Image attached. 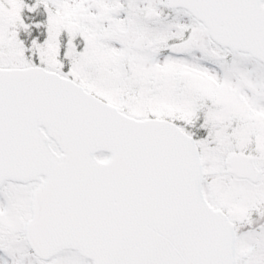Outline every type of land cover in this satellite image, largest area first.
I'll return each instance as SVG.
<instances>
[{
	"label": "snow or ice",
	"instance_id": "6c2138e0",
	"mask_svg": "<svg viewBox=\"0 0 264 264\" xmlns=\"http://www.w3.org/2000/svg\"><path fill=\"white\" fill-rule=\"evenodd\" d=\"M0 264H264V0H0Z\"/></svg>",
	"mask_w": 264,
	"mask_h": 264
}]
</instances>
